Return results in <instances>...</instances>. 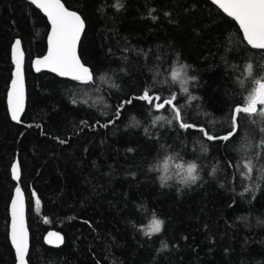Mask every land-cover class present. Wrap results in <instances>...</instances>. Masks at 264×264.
Returning a JSON list of instances; mask_svg holds the SVG:
<instances>
[{"label": "trees", "instance_id": "16d2710c", "mask_svg": "<svg viewBox=\"0 0 264 264\" xmlns=\"http://www.w3.org/2000/svg\"><path fill=\"white\" fill-rule=\"evenodd\" d=\"M63 1L86 21L88 82L35 73L48 20L30 0H0V264L16 263L9 207L17 157L30 264H264V118L241 114L228 141L199 131H232L234 108L264 81V50L211 0ZM18 38L28 89L21 124L7 102ZM145 89L160 102L175 94L183 122L197 127L182 129L169 107L139 100L117 115ZM193 163L198 179L184 185L177 165ZM153 213L164 224L148 235ZM50 229L65 235L61 247L45 243Z\"/></svg>", "mask_w": 264, "mask_h": 264}, {"label": "snow or ice", "instance_id": "6c2138e0", "mask_svg": "<svg viewBox=\"0 0 264 264\" xmlns=\"http://www.w3.org/2000/svg\"><path fill=\"white\" fill-rule=\"evenodd\" d=\"M33 5L47 15L51 22V34L48 39L49 49L47 55L43 58L35 60L36 71H40L41 67L50 69L53 73H58L60 77H70L75 81L88 82L93 79L92 72L86 67L78 55V45L81 35L85 29V21L76 12L69 11L61 0H30ZM219 9L226 13L228 17L234 18L242 29L243 38L252 48L264 50V0H214ZM119 6V5H117ZM155 19V17H153ZM15 58V79L11 82V92L9 94V103L11 105V118L19 121L21 114L24 112L25 92L23 82V53L21 50V41H15L14 49ZM249 74L251 66H248ZM172 77L175 80L181 78L180 71H174ZM192 79H195L194 77ZM187 81H184L186 85ZM188 87H183V92L187 93ZM192 99H196L192 97ZM133 100L146 102L155 110H162L169 107L172 110L173 118L179 122V127L188 130L197 127L196 125L184 123L182 119L181 108L177 106V96L173 94L170 98H166L160 102L158 95H150L149 90L145 89L138 97H130L126 101H122L117 108V115L125 105H131ZM73 103H76L74 100ZM258 105L261 106L258 109ZM241 114L247 116H256L264 118V81L255 80V86L245 98L242 106H236L231 117L232 131L222 137H216L203 128L199 131L209 141L221 140L228 141L238 130L237 119ZM164 119L157 116L156 120ZM112 121H109L111 123ZM107 127V125H104ZM250 146V145H249ZM131 151V149H130ZM206 151V149H205ZM18 164L13 168L16 179H19ZM185 172L183 179L195 182L198 179L197 166L189 164L186 169L182 165H177ZM244 175L249 176L253 170L251 160L245 161ZM167 171V164H165ZM264 171V170H262ZM167 176L161 177V180H167ZM248 189L246 188L245 191ZM39 206V199L35 201ZM11 242L14 245L19 264H27L26 257L28 255V231L24 218V201L21 190L16 189V197L11 204ZM164 221L155 217L150 221L149 229L146 234L160 233L163 228ZM54 237V239H53ZM49 244L63 243V237L57 233H49L47 241Z\"/></svg>", "mask_w": 264, "mask_h": 264}, {"label": "water", "instance_id": "95a60500", "mask_svg": "<svg viewBox=\"0 0 264 264\" xmlns=\"http://www.w3.org/2000/svg\"><path fill=\"white\" fill-rule=\"evenodd\" d=\"M211 1L214 3V0H211ZM61 2L64 4V6H65L69 11L76 12V13L79 14V15L83 18V20L85 21V19H84V17L82 16L81 13H79L78 11H76V10H74V9L69 8V7L65 4V2H64L63 0H61ZM214 4H215V3H214ZM215 5H217V4H215ZM217 6H218V5H217ZM36 7H37V6H36ZM218 7H219V6H218ZM37 8H38V7H37ZM38 9H39V8H38ZM39 10H40V11L46 16V18H47V20H48V23H49V25H50V29H49L48 36H47V51H46V53H45L44 55H42V56H38V57H35V58L32 60V69H33V71L36 72V73L49 72V73H52V74H54V75L59 76L58 73H53L50 69L43 68V67H41V70H40V71H36L35 60L38 59V58H43L45 55H47V52H48V49H49L48 39H49V36H50V34H51V22H50V20L48 19L47 15L43 12V10H42V9H39ZM225 14H226V13H225ZM233 19H234V18H233ZM237 23H238V22H237ZM238 25H239V24H238ZM85 29H86V21H85ZM85 29H84V32H85ZM241 30H242V29H241ZM84 32H83L82 35H81V39H82V37H83ZM18 39L21 41V50H22V53H23V82H24V92H25V105H24V112L21 114L20 120H19V121H14L13 119H12V120H13L15 123L21 124V123H22V118H23V116H24V114H25V112H26V109H27V104H28V89H27L26 72H25V68H24L25 49H24V46H23V42H22V40H21L20 38H18ZM81 39H80V43H81ZM16 40H17V39H16ZM16 40H15V41H16ZM15 41H14L13 46H12V60H13L14 64H15V58H14ZM80 43H79V45H78V49H77V51H78V55H79V57H80V59H81V62H82L86 67H88V68L90 69V67H89L88 65H86V64L84 63V61L82 60V58H81V55H80ZM15 71H16V68H14L12 80L15 79ZM90 71H91V70H90ZM59 77H60V76H59ZM61 78L71 79L70 77H61ZM12 80H11V82H12ZM72 80H73V79H72ZM10 92H11V83H10L9 90H8V94H7L8 109H9V113H10V116H11V105H10V103H9V94H10ZM17 164H18V166H19V167H18L19 179H16V175L13 173V168H15V167L17 166ZM12 175H13V180H14L16 186H15L14 194H13L12 200H11V202H10V207H9V212H10L9 238H10V241H11V222H12V217H11V204H12V201H13V200L15 199V197H16V189L19 188V189L21 190V193H22V196H23V201H24V218H25V224H26L27 231H28V255H27V257H26V260H27V264H30V263H29V259H28V257H29V253H30V250H31V231H30L29 223H28V205H27V197H26V193H25V191H24V189H23V186H22V183H21V167H20V163H19V159H18V157L16 158L15 162L13 163V166H12ZM49 233H57V234H59L60 236H62V237H63V243H60V244H49V243L47 242V241H48V238H49ZM53 239H54V237H53ZM44 241H45V243H46L47 245H49V246H52V247H61V246L64 244V242H65V235H64L61 231H59V230H57V229H50V230H48V231L46 232V234H45V236H44ZM11 244H12V242H11ZM12 246H13V248H14V245H13V244H12ZM14 250H15V249H14ZM15 253H16V252H15ZM15 264H19V261H18V257H17V255H16V263H15Z\"/></svg>", "mask_w": 264, "mask_h": 264}, {"label": "clouds", "instance_id": "9594fccd", "mask_svg": "<svg viewBox=\"0 0 264 264\" xmlns=\"http://www.w3.org/2000/svg\"><path fill=\"white\" fill-rule=\"evenodd\" d=\"M190 182H193V181H187V182H186L185 180H183V184H184V185H188Z\"/></svg>", "mask_w": 264, "mask_h": 264}, {"label": "bare ground", "instance_id": "6f19581e", "mask_svg": "<svg viewBox=\"0 0 264 264\" xmlns=\"http://www.w3.org/2000/svg\"><path fill=\"white\" fill-rule=\"evenodd\" d=\"M36 73V72H35ZM8 94V93H7Z\"/></svg>", "mask_w": 264, "mask_h": 264}]
</instances>
